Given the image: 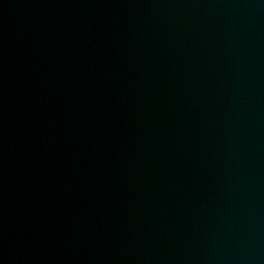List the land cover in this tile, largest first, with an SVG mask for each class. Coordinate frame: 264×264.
<instances>
[{"label": "water", "instance_id": "1", "mask_svg": "<svg viewBox=\"0 0 264 264\" xmlns=\"http://www.w3.org/2000/svg\"><path fill=\"white\" fill-rule=\"evenodd\" d=\"M0 264H264V0H0Z\"/></svg>", "mask_w": 264, "mask_h": 264}]
</instances>
